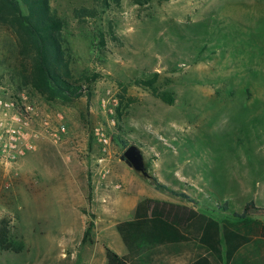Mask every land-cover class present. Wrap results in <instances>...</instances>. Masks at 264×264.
<instances>
[{
	"label": "rangeland",
	"instance_id": "1",
	"mask_svg": "<svg viewBox=\"0 0 264 264\" xmlns=\"http://www.w3.org/2000/svg\"><path fill=\"white\" fill-rule=\"evenodd\" d=\"M49 7L63 22L60 76L82 90L71 100L37 93L25 80L30 58L0 25V98L26 96L39 114H60L66 124L60 144L42 140L12 169H0V219L24 245L19 254L0 253V264H83L93 246L81 240L95 222L94 171L146 180L120 160L132 144L151 174L155 167L162 183L200 198L213 217L227 203L236 211L250 201L264 206V0H113L109 7L49 0ZM154 74L173 105L135 85ZM107 91L117 100L114 126L100 107ZM100 125L112 138L108 153L94 135ZM111 185L122 189L119 180ZM257 215L264 219V211Z\"/></svg>",
	"mask_w": 264,
	"mask_h": 264
},
{
	"label": "trees",
	"instance_id": "2",
	"mask_svg": "<svg viewBox=\"0 0 264 264\" xmlns=\"http://www.w3.org/2000/svg\"><path fill=\"white\" fill-rule=\"evenodd\" d=\"M111 1L113 0H99V4L109 7ZM130 1L135 5L144 6L155 0ZM0 25H5L15 34L21 46L20 53L30 58V63L23 65L27 73L25 80L37 93L50 100H71L80 96L81 87L66 82L60 76L59 66L64 55L63 42L60 40L62 39L63 22L51 13L49 0H0ZM101 39L103 40L102 36ZM157 77L158 75L154 74L152 78L136 80L134 83L147 88L154 97L165 104L173 105L172 95L160 92L154 86ZM117 114V119H120L118 111ZM147 168L149 169L148 166ZM142 177L144 176L142 175ZM144 178L148 179L157 190H165L173 196L191 201L186 194L178 193L160 183L150 172L149 176ZM252 208L253 203L250 202L246 204L243 213L235 214V217L242 219L239 223L229 220L217 221L202 215L199 217L200 245L213 264H243L252 255L247 253L248 248L246 247L248 243L252 242V239L239 235L238 232L242 228L248 229L251 233L264 239V222L247 220ZM220 209L224 212L229 211V206L224 204V206H220ZM146 212V201H143L137 206L135 220L123 222L117 226L129 254L133 253L132 245L143 249L147 242L152 245L158 244L160 235H164L166 239H172L173 234L178 232L177 228L161 219L148 218ZM93 227L92 222L87 225L81 240L82 244L87 242L93 244V240L90 238ZM165 230H168V233L165 234ZM23 250V243L12 238L9 220L7 218L0 219V253L19 254ZM106 260L107 264H130L128 256L119 257L108 248L106 249Z\"/></svg>",
	"mask_w": 264,
	"mask_h": 264
},
{
	"label": "crops",
	"instance_id": "3",
	"mask_svg": "<svg viewBox=\"0 0 264 264\" xmlns=\"http://www.w3.org/2000/svg\"><path fill=\"white\" fill-rule=\"evenodd\" d=\"M128 169L132 171L131 168ZM154 169L155 167L152 169V174L158 179ZM110 173L111 176L104 179L99 174V168L94 171L92 199L94 212H92L95 214L93 229L95 238L92 248H86V260L83 264H107V248L119 257L128 256L130 264H213L200 245L199 217L202 215L217 221L229 220L233 223H239L242 220L235 217V214L243 213L246 204L236 211L231 209L227 203L229 211H223V216L216 218L209 213L210 209L208 211L204 206H201L200 198L191 196L189 192H180L169 187L178 193L186 194L191 201L173 196L165 190H157L148 179L137 178L130 172H127L126 176L120 175L119 171L114 170H111ZM174 177L177 182L180 181L176 175ZM112 180H119L122 189L117 191L111 185ZM158 181L162 183L159 179ZM261 189L264 191V186ZM143 201H146L148 218L161 219L177 228L178 232L173 234L172 239H166L164 235H160L158 244L152 245L147 242L143 249L132 245L133 253L129 254L117 226L123 222L135 220L137 206ZM203 201L204 203L209 202L208 200ZM250 202L253 203V208L250 210L247 220L264 222V219L257 215L258 212L264 211V206L257 205L253 201ZM164 233H168V230H165ZM238 233L252 239V242L246 245L247 253L252 255L243 264H264V239L245 228H242Z\"/></svg>",
	"mask_w": 264,
	"mask_h": 264
},
{
	"label": "built area",
	"instance_id": "4",
	"mask_svg": "<svg viewBox=\"0 0 264 264\" xmlns=\"http://www.w3.org/2000/svg\"><path fill=\"white\" fill-rule=\"evenodd\" d=\"M100 107L114 126L117 100L110 91L101 99ZM65 134L66 124L60 114H39L26 96L0 98V169H12L27 153L35 151L42 140L60 144ZM94 135L102 152L108 153L112 138L106 128L97 126Z\"/></svg>",
	"mask_w": 264,
	"mask_h": 264
},
{
	"label": "water",
	"instance_id": "5",
	"mask_svg": "<svg viewBox=\"0 0 264 264\" xmlns=\"http://www.w3.org/2000/svg\"><path fill=\"white\" fill-rule=\"evenodd\" d=\"M120 160L136 173H139L144 177L149 176V169L146 166L143 152L139 146L135 144L128 146L121 155Z\"/></svg>",
	"mask_w": 264,
	"mask_h": 264
}]
</instances>
